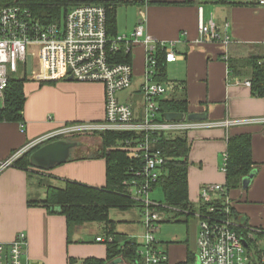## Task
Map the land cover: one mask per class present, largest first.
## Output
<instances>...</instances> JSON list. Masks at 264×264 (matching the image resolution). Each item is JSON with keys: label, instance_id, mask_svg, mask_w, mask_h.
<instances>
[{"label": "crops", "instance_id": "0c3cea01", "mask_svg": "<svg viewBox=\"0 0 264 264\" xmlns=\"http://www.w3.org/2000/svg\"><path fill=\"white\" fill-rule=\"evenodd\" d=\"M140 1L118 8L117 34H129L143 24L155 40L168 47L173 44L178 59L166 62L167 76L160 82L171 85L172 91L163 99H186L189 112H206L209 123L264 119V97L254 93L252 86L245 83L252 79V58H264V7L259 6L257 0H165L162 4ZM200 7H203V21L208 22L213 17L221 34L230 38L229 45L221 41L198 42ZM165 53L164 48L156 51L159 61L165 59ZM130 54L134 67L132 86L118 97L130 104L138 117H143L141 87L145 46L136 45ZM24 91L23 123L0 122V159L10 157L65 124L99 121L105 117V87L101 82L68 79L45 82L32 78L25 82ZM238 134L252 137L256 173L248 187L242 184L228 191V203L235 219H243L248 226L264 230V120L229 127H197L180 134L187 137L191 146L189 198L195 208H199L204 204V187L210 184L226 186L224 157L229 138ZM92 138L95 137L71 139L80 141V149L87 150L86 140ZM79 147L72 149L71 159L49 170L33 167L30 163L28 167L13 165L0 174V242H12L19 232H25L29 264H85L88 258L107 259V243L97 238L107 236L109 226L91 222L69 229L64 215L38 203L45 199L48 184L63 187L68 181H75L97 188L106 185V159L95 155L79 157L76 152ZM39 173L46 175L48 182L41 185L34 176ZM218 197L217 193L211 194L212 199ZM111 210L115 232L141 243L137 239L138 218L134 221L128 215L116 218ZM168 215L164 222H182L180 217ZM190 217L198 220L194 247L189 239L160 241L169 254L168 264H195L199 218L196 215L187 218ZM101 230L104 233H100Z\"/></svg>", "mask_w": 264, "mask_h": 264}, {"label": "built area", "instance_id": "2783aa9c", "mask_svg": "<svg viewBox=\"0 0 264 264\" xmlns=\"http://www.w3.org/2000/svg\"><path fill=\"white\" fill-rule=\"evenodd\" d=\"M264 7V0H257ZM198 42L221 41L230 44L223 36L213 17L203 21V7L199 8ZM145 46V70L141 92L143 117H138L132 106L122 102L118 94L132 86L134 67L130 62L118 60L120 53ZM163 42H158L146 32L143 24L129 34L110 36L107 28V8L103 4L76 5L67 10L60 22L42 23L31 10L18 4L0 7V104L10 78L21 66L28 72V56L32 57L35 80L51 82L69 79L80 82H101L105 87V117L99 121L72 122L29 143L6 159H0V174L15 165L16 161L34 147L59 139L84 136L96 137L105 132L129 133L132 136L118 143L128 150L130 159L136 161L130 168L131 178L125 182L133 200L141 204L145 233L138 243L137 254L141 264H168L169 254L161 247L155 233L159 223L168 220L162 203L151 199V193L163 176L167 161L159 147L162 136L187 133L197 127L250 124L263 121L260 118L227 119L221 123L205 121H169L160 111V101L172 91V86L157 80L159 58L156 51L164 48L165 61L175 62L178 55ZM251 85V81L245 82ZM24 124H22V127ZM101 138V137H100ZM228 154H225L223 170L226 172ZM219 194L223 207L217 212L213 206L206 211L195 212L199 218V236L195 264H257L258 255L264 262L259 228L242 225L232 215L228 203V188L222 184H210L202 190V203L211 202V194ZM260 239V241H259ZM98 241L113 242L112 234L98 237ZM251 242V243H250ZM247 243V245H246ZM28 236L19 232L9 243L0 242V264H29L27 257ZM194 264V263H190Z\"/></svg>", "mask_w": 264, "mask_h": 264}, {"label": "trees", "instance_id": "16d2710c", "mask_svg": "<svg viewBox=\"0 0 264 264\" xmlns=\"http://www.w3.org/2000/svg\"><path fill=\"white\" fill-rule=\"evenodd\" d=\"M148 1L150 3H165V0ZM140 2V0H0V7L18 4L31 10L36 19L48 24L60 22L67 10L73 6L89 3L103 4L107 8L108 33L110 36H116L118 8L122 5ZM119 59L122 62H131V54L122 53ZM251 64L252 90L264 97V58L254 56ZM158 73V80L165 81L167 76L166 61L163 58L159 61ZM27 81V78H10L5 91L4 102L0 104V122L16 121L23 123L26 102L24 85ZM160 111L162 114L166 112L188 113L187 100L181 98L162 99ZM131 136L129 133L119 132H105L100 135L102 143L94 155L105 158L107 162V182L104 187H92L75 181H68L63 187L48 184L45 199L38 202L53 212L64 215L69 229L91 222L105 223L110 227L108 235L112 234L114 240L107 243V259L88 258L85 260V264H106L116 258H122L125 263L129 262V264H141V259L137 254L138 243L136 240L128 239L124 235L116 233L114 230L115 223L110 218L111 209L128 211L135 206L141 207L140 203L132 199L125 184L131 178L129 168L136 161L129 158L127 149L117 146L120 141ZM159 147L167 157L163 167L164 174L156 184V187H161L164 193L165 206L161 208L168 214H174V217L183 215L189 217L194 215L198 209L199 211H206L208 206H213L217 212H221L223 207L221 198L202 204L199 208H195L190 201L188 168L191 146L187 137L180 134L163 135ZM36 149L19 158L15 165L30 166V156ZM227 154L226 186L229 191L241 186L243 178L254 169L251 135L238 134L230 137ZM236 220L242 225H247L243 219L236 218ZM260 230L258 235L264 239V230ZM190 260L193 261L192 258ZM256 262L257 264H264L261 259V252Z\"/></svg>", "mask_w": 264, "mask_h": 264}, {"label": "rangeland", "instance_id": "374dc122", "mask_svg": "<svg viewBox=\"0 0 264 264\" xmlns=\"http://www.w3.org/2000/svg\"><path fill=\"white\" fill-rule=\"evenodd\" d=\"M255 1V0H252ZM125 15V13H124ZM123 15V16H124ZM12 78H27L32 79V76H30L25 70L23 66L20 67L19 71L17 73H14L12 75ZM76 122H83V121H76ZM84 137H90V136H84ZM85 146L87 147V150L80 149V147L76 150L77 154H79V157L82 158H89L91 155H94V152L98 150V147L101 145L102 140L97 135L95 138L87 139ZM23 156V155H22ZM35 179L39 180L40 184L43 185L47 181L46 175L39 173L38 175L35 174ZM38 182V181H37ZM59 185V184H56ZM36 198V197H33ZM151 199L161 202L164 204V193L161 187H156L153 192L151 193ZM111 215L114 217L121 216H130L131 219L134 221L136 219V223L139 225V233L137 236V239L142 241V236L145 233V228L142 223V207L135 206L134 208L130 209L129 211H121L119 209H112ZM182 222H162L159 223V230L157 233H155L157 240L159 241H168V240H187L189 239L192 247H194V240L195 237L198 235V220L194 217L187 218V216L183 215L179 218ZM123 221V220H122ZM118 223V221H117ZM122 223V222H119ZM100 233H104L103 230L100 231ZM262 248L264 247V243H261L260 245ZM197 250V249H196ZM129 264V262L124 263Z\"/></svg>", "mask_w": 264, "mask_h": 264}, {"label": "water", "instance_id": "95a60500", "mask_svg": "<svg viewBox=\"0 0 264 264\" xmlns=\"http://www.w3.org/2000/svg\"><path fill=\"white\" fill-rule=\"evenodd\" d=\"M32 72V57L28 56V73ZM68 80H72L70 77ZM164 118L169 121H205L208 120L206 112H166ZM82 143L78 140L59 139L51 141L40 146L30 156V163L33 167L43 170H49L57 165H60L72 157V149L81 146ZM256 171L252 170L249 175L243 178L242 184L248 187L255 175ZM247 245V243H246ZM122 258H116L108 264H124Z\"/></svg>", "mask_w": 264, "mask_h": 264}]
</instances>
